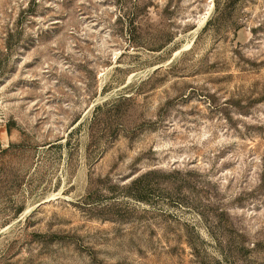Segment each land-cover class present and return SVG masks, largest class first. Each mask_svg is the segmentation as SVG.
<instances>
[{
  "label": "rangeland",
  "instance_id": "obj_1",
  "mask_svg": "<svg viewBox=\"0 0 264 264\" xmlns=\"http://www.w3.org/2000/svg\"><path fill=\"white\" fill-rule=\"evenodd\" d=\"M0 264H264V0H0Z\"/></svg>",
  "mask_w": 264,
  "mask_h": 264
}]
</instances>
